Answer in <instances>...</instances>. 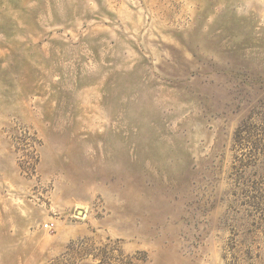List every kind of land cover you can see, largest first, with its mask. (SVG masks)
<instances>
[{"label":"rangeland","instance_id":"374dc122","mask_svg":"<svg viewBox=\"0 0 264 264\" xmlns=\"http://www.w3.org/2000/svg\"><path fill=\"white\" fill-rule=\"evenodd\" d=\"M0 264H264V0H0Z\"/></svg>","mask_w":264,"mask_h":264},{"label":"built area","instance_id":"2783aa9c","mask_svg":"<svg viewBox=\"0 0 264 264\" xmlns=\"http://www.w3.org/2000/svg\"><path fill=\"white\" fill-rule=\"evenodd\" d=\"M45 229H51L53 227V224L50 223V224H44L43 226Z\"/></svg>","mask_w":264,"mask_h":264}]
</instances>
